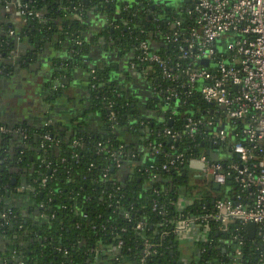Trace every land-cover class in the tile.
I'll return each mask as SVG.
<instances>
[{"label":"trees","instance_id":"trees-1","mask_svg":"<svg viewBox=\"0 0 264 264\" xmlns=\"http://www.w3.org/2000/svg\"><path fill=\"white\" fill-rule=\"evenodd\" d=\"M151 1L19 0V8L27 5L26 10L40 16L25 14L20 30L13 24L0 28V79L11 70L8 58L18 35L34 50L47 42L57 49L67 48L68 55L61 58L47 83L51 88L47 102L64 97L69 90L65 79L71 78L76 68L88 73V92L82 100L85 112L70 124L55 119L50 111L37 128L27 124L10 127L0 121V232L12 239L10 247L20 253L25 264H97L104 260L115 264H232L237 244L226 242L231 233L220 230L215 221H211L209 239L198 243V255L189 262L181 259L177 221L198 220L213 209L215 198L228 192L217 194L221 189L212 183L202 196L188 194L192 170L188 160L208 153L210 130L203 126V136H190L185 122L190 116L211 117L209 110L216 106L201 98L199 82L191 96H185L182 87L179 98H168V89L175 84L157 63L138 57L141 41L165 58H174L178 51L154 33L160 24L155 18L170 14L172 9L154 8ZM10 2L0 0V5ZM101 16L108 18L109 25L88 37L93 20ZM99 43L127 56V79L136 75L151 86L155 96L148 106L152 113H140L138 98L129 93L130 87L112 79V65L91 63L87 55ZM87 120L94 124L91 129ZM1 127L10 131L3 132ZM168 129L179 133L177 142H172ZM170 153L183 157L172 165ZM24 175L28 209L9 196L10 191L22 187ZM227 184L236 185L231 180ZM184 196L191 199L180 210ZM231 229L240 230L234 225ZM244 240L243 264H257L251 239L246 236ZM6 254L8 250L0 251V256Z\"/></svg>","mask_w":264,"mask_h":264},{"label":"built area","instance_id":"built-area-1","mask_svg":"<svg viewBox=\"0 0 264 264\" xmlns=\"http://www.w3.org/2000/svg\"><path fill=\"white\" fill-rule=\"evenodd\" d=\"M153 6L172 9L170 14L155 18L160 24L154 33L178 51L174 58H165L141 41L138 57L157 63L167 80L175 84L168 89V98H179L182 87L185 96H191L194 84L201 83L199 95L216 107L209 110V118L188 117L185 128L190 136H203V126L209 129L210 148L208 153L191 156L187 164L192 170L206 172L213 184L219 183L220 189L225 187L228 192L215 198L213 209L198 220L179 219L176 232L180 238L194 223L201 232L199 240L207 241L211 221L218 222L220 230L231 233L226 242L237 244L232 264H243L241 245L246 236L251 239L256 263L264 264V0H181L176 5L158 1ZM26 8H21L22 13L40 16ZM130 64L135 66L134 61ZM224 123L229 126H222ZM1 131L10 129L1 127ZM166 132L172 142L179 140L178 132ZM154 149L158 151V147ZM211 153L217 158L212 159ZM182 157L170 153V164ZM167 166L163 164V168ZM229 180L236 183L234 188L227 184ZM249 222L256 224L253 237L249 236ZM233 225L240 230L231 229Z\"/></svg>","mask_w":264,"mask_h":264},{"label":"crops","instance_id":"crops-1","mask_svg":"<svg viewBox=\"0 0 264 264\" xmlns=\"http://www.w3.org/2000/svg\"><path fill=\"white\" fill-rule=\"evenodd\" d=\"M18 4L19 0H11L10 3L0 5V28L4 29L6 26L13 24L20 30L24 26L26 21L25 14L22 13ZM91 25L94 26L89 27L88 30L91 34L87 31L88 37L99 32L103 26L109 25V22L104 16L98 20L94 19ZM30 47L28 40L18 39L9 55V68L11 70L6 77L0 79V121L10 127L18 124H27L37 128L46 121L50 111L55 119L65 124H70L75 116L82 115L85 112L82 100L88 92V84L86 83L88 73L81 68H76L71 78L65 79V82L69 83V90L64 97L54 103H49L46 97L51 92V88L47 83L53 79L57 72L61 58L68 55L67 48L66 50L65 48L64 50L57 49L53 43L48 42L37 50ZM28 52L34 54L30 57L27 56ZM87 57L95 66L99 65L105 57L109 58V64L113 67L116 80L124 82L130 87L129 93L138 98V103L141 92L146 89L151 91L149 86L140 81V78L136 75H133L131 79H127L125 74L121 78L116 75L117 72L129 68L127 56H121L115 50H108L107 52L105 45L99 43L94 46ZM115 65H118V69L115 68ZM93 125L88 122L87 128L91 129ZM124 136L127 137L125 134ZM15 182H17V179L16 181L13 179V183ZM22 183V187L10 191L9 196L16 205H21L22 208L28 209L30 199L24 191L27 186L23 179ZM190 199L188 196L182 197L179 203L184 206L181 207H186ZM200 234L199 228L194 223H191L180 237L179 249L183 262H189L195 255H198ZM11 242L12 239L9 236L0 232V251L8 250V254L0 256V264H22V261L19 260L16 263V251L13 250V247H10ZM97 264L115 263L110 260H104ZM124 264L131 263L125 262Z\"/></svg>","mask_w":264,"mask_h":264},{"label":"rangeland","instance_id":"rangeland-1","mask_svg":"<svg viewBox=\"0 0 264 264\" xmlns=\"http://www.w3.org/2000/svg\"><path fill=\"white\" fill-rule=\"evenodd\" d=\"M130 1V0H129ZM162 4H171V5H176L178 2L181 3V0H160L159 1ZM117 52V50H115ZM140 81H142L143 83L147 84V81L145 79H139ZM147 86H149L147 84ZM151 86H149V89L152 91H148L147 89L144 92H141L139 98L140 101L138 103L139 105V110L140 113H142L143 116H147V114L149 115L150 112L152 113V110L150 109V107L148 106V101L150 100L151 97L155 96L153 89L150 88ZM222 126L224 127H228V123H224ZM206 172L203 171H196V170H191L190 171V175H189V183L188 185L191 186V190L189 191V196L191 195H196V196H202L206 191L211 189V185H212V178L207 175ZM225 187H223L220 192H216L217 194L222 193V191H224ZM214 192H212L213 194ZM190 198V197H189Z\"/></svg>","mask_w":264,"mask_h":264},{"label":"water","instance_id":"water-1","mask_svg":"<svg viewBox=\"0 0 264 264\" xmlns=\"http://www.w3.org/2000/svg\"><path fill=\"white\" fill-rule=\"evenodd\" d=\"M85 3H87L89 0H83ZM101 17H104V16H101ZM107 19V18H106ZM91 27H93L94 25H90ZM88 33L89 34H91V32L88 30ZM88 34V35H89ZM16 38H17V36H16ZM107 52H108V50H107ZM101 63H109V58L107 59V57H105V59H102V61H101ZM115 68H117L118 69V65H115ZM5 70H7V68H5ZM125 70H127L126 68L124 69V70H122V71H120V72H117V76L118 77H122L123 76V74H124V71ZM111 77H112V79H114V80H116V77H115V72H113L112 73V75H111ZM211 158L212 159H216L217 158V154L216 153H211ZM14 179V181H16V178L14 177L13 178ZM26 180H27V176H23V182L26 184ZM213 186H214V188H216V189H220V184L219 183H217V182H215L214 184H213ZM255 229H256V224L254 223V222H249L248 223V231H249V236L250 237H253L254 236V233H255ZM119 252H120V250H118ZM19 255H20V253L17 251L16 252V261H22V264H25V263H23V260H22V258L21 257H19Z\"/></svg>","mask_w":264,"mask_h":264},{"label":"flooded vegetation","instance_id":"flooded-vegetation-1","mask_svg":"<svg viewBox=\"0 0 264 264\" xmlns=\"http://www.w3.org/2000/svg\"><path fill=\"white\" fill-rule=\"evenodd\" d=\"M152 1H153L154 3H155V2L157 3V2H158V1H160V0H155V1H154V0H152ZM152 1H151V3H152Z\"/></svg>","mask_w":264,"mask_h":264}]
</instances>
